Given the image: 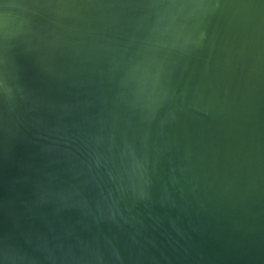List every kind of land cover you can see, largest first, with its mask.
<instances>
[{
  "label": "water",
  "instance_id": "1",
  "mask_svg": "<svg viewBox=\"0 0 264 264\" xmlns=\"http://www.w3.org/2000/svg\"><path fill=\"white\" fill-rule=\"evenodd\" d=\"M0 264H264V0H0Z\"/></svg>",
  "mask_w": 264,
  "mask_h": 264
}]
</instances>
